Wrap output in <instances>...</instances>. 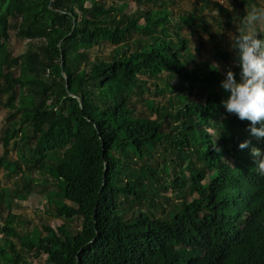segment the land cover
I'll list each match as a JSON object with an SVG mask.
<instances>
[{
    "label": "trees",
    "instance_id": "trees-1",
    "mask_svg": "<svg viewBox=\"0 0 264 264\" xmlns=\"http://www.w3.org/2000/svg\"><path fill=\"white\" fill-rule=\"evenodd\" d=\"M196 18L186 12L176 21L164 0H0V105L21 124L4 129L0 163L20 132L19 158L49 173L64 200L56 212L64 223L44 225V235L23 238L11 214L0 264H33L14 237L34 257L46 255L43 264H264V176L250 151L264 150V138L221 106L223 71L196 60L181 30L208 35L225 64L234 56ZM12 19L30 40L19 56L9 49ZM135 36L143 38L91 60L97 44ZM49 69L59 76L45 78ZM144 77L176 83L166 105L149 106L152 116L133 104ZM57 151L61 159H46Z\"/></svg>",
    "mask_w": 264,
    "mask_h": 264
},
{
    "label": "rangeland",
    "instance_id": "rangeland-1",
    "mask_svg": "<svg viewBox=\"0 0 264 264\" xmlns=\"http://www.w3.org/2000/svg\"><path fill=\"white\" fill-rule=\"evenodd\" d=\"M166 6L173 12V16L176 21L179 20L180 15L190 12L197 16V21L208 24L214 31L216 43L221 49H225L234 56V53L229 50L227 33L236 30L241 23V18L252 7L264 6V0H250V5L244 0H164ZM218 4L228 8L232 14H234L233 23L228 24L223 14L220 13ZM136 4H130V11L136 9ZM237 11V12H236ZM17 19H12V25L10 30V53L13 56H19L24 54L28 49L29 39L22 37L18 34ZM173 25V27H175ZM259 30L264 34V22L258 25ZM223 30V31H222ZM183 35L189 40V47L191 53L199 61H206L212 63L217 62L220 69L224 72L227 67L235 66L234 61H229L225 64L224 61L217 59V50L215 44L211 43L208 35L192 31L189 28H183L181 30ZM207 37V38H205ZM142 36H135L133 40H115L113 42H102L97 44L90 51L91 60L104 59L108 54L118 46L130 43L134 45ZM56 69H49L45 78L58 77ZM142 83L145 86L144 93L138 96L133 102L136 110V114L151 115L149 106L151 105H166L169 98L174 94L170 86L176 84H168L166 80L144 77ZM152 116V115H151ZM156 115L153 114V118ZM20 124V115L10 116L7 109L0 105V156L4 153L1 137L5 128L18 129ZM21 135L17 133L16 137L10 142V151L7 157L2 163H0V185L1 190L4 193L3 198L0 199V242L5 235V227L9 221V216L17 215V219L14 223V228L20 236L35 237L36 233L45 234L43 229L44 225H49L53 228H57L58 225L64 223V219L57 216V207L59 202L64 200L58 194V189L54 185L55 180L47 173L42 174L37 168V164H29L25 161H21L19 158L18 141ZM30 144H27L24 151L27 158H31ZM156 158L163 159L162 150L153 151ZM63 156V151H57L48 153L46 159L51 162H56ZM45 159V160H46ZM174 174L170 173L167 176V180H172ZM21 194H25L26 198L20 197ZM177 192H173L172 189L168 192V195L175 197ZM163 201L166 210L168 204ZM157 217H165L166 212L161 207L152 208ZM68 223L77 229L80 227L81 219L74 218ZM17 243V248L21 252L23 258L33 264H43L47 256L42 255L39 258L34 257L33 253H28L24 250V247L20 244L19 238H13Z\"/></svg>",
    "mask_w": 264,
    "mask_h": 264
},
{
    "label": "clouds",
    "instance_id": "clouds-1",
    "mask_svg": "<svg viewBox=\"0 0 264 264\" xmlns=\"http://www.w3.org/2000/svg\"><path fill=\"white\" fill-rule=\"evenodd\" d=\"M261 22H264V6L252 7L242 16L240 26L227 33L228 47L234 53L239 72L227 67L219 81L220 88L226 93L220 101L225 112L249 121L250 135L258 139L264 138V34L258 28ZM210 68L221 70L215 61ZM248 145L246 139L240 141L238 147L244 149ZM215 147L219 152V146ZM250 151L254 167L264 176V150L252 147Z\"/></svg>",
    "mask_w": 264,
    "mask_h": 264
},
{
    "label": "water",
    "instance_id": "water-1",
    "mask_svg": "<svg viewBox=\"0 0 264 264\" xmlns=\"http://www.w3.org/2000/svg\"><path fill=\"white\" fill-rule=\"evenodd\" d=\"M75 25H76V20H74L73 30L75 28ZM63 65H64V56H63V53L61 51V67H62V73L64 74Z\"/></svg>",
    "mask_w": 264,
    "mask_h": 264
},
{
    "label": "bare ground",
    "instance_id": "bare-ground-1",
    "mask_svg": "<svg viewBox=\"0 0 264 264\" xmlns=\"http://www.w3.org/2000/svg\"><path fill=\"white\" fill-rule=\"evenodd\" d=\"M264 252V251H263Z\"/></svg>",
    "mask_w": 264,
    "mask_h": 264
}]
</instances>
